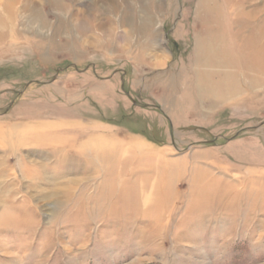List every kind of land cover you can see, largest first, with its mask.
I'll use <instances>...</instances> for the list:
<instances>
[{"label": "rangeland", "instance_id": "rangeland-1", "mask_svg": "<svg viewBox=\"0 0 264 264\" xmlns=\"http://www.w3.org/2000/svg\"><path fill=\"white\" fill-rule=\"evenodd\" d=\"M1 15L0 264H264V0Z\"/></svg>", "mask_w": 264, "mask_h": 264}, {"label": "bare ground", "instance_id": "bare-ground-1", "mask_svg": "<svg viewBox=\"0 0 264 264\" xmlns=\"http://www.w3.org/2000/svg\"><path fill=\"white\" fill-rule=\"evenodd\" d=\"M8 22H9V21H8V16H7V17H6L5 15H3V16L1 15V16H0V25H1V26H3V25L6 26V25H8ZM9 35H11V32H9ZM204 50L206 51V49H204ZM213 52H214V51H213ZM212 54H213V53H212ZM249 55H250V54H249ZM202 56H203L205 59H207L206 62H205V65H207V64L209 63V62H208V58H210L209 55H208V53H207V51H206V53H205L204 55H202ZM213 56H214V55H213ZM214 57H215V56H214ZM254 57L256 58V60H258V56H257L256 54H254L253 56H251V58H253V59H254ZM211 58H212V57H211ZM202 59H203V58H202ZM212 59H213V58H212ZM213 60H214V59H213ZM209 61L211 62V60H209ZM251 64H252V65H251L252 67H255V68H256V66H257L256 69L259 70V72L263 71V69L261 68V66H259L258 64H254V63H251ZM260 65H261V63H260ZM162 66H163V65H162ZM249 67H250V66H249ZM259 68H260V69H259ZM250 83H251V82H250ZM252 83H253V81H252ZM202 84H203V83H202ZM204 85L206 86V89H208V88H207V85H208V84L206 83V81H204ZM202 87H203V86H202ZM226 87H227V88H230L229 85H228L227 83H226V84H225V83H222L221 89H225V90H226ZM249 87H250V86H249ZM94 150H95V149H94ZM132 150H133V149H132ZM136 150H137V149H136ZM107 151L109 152V150H107ZM110 153H111V152H110ZM107 154H108V153H107ZM113 154H114V153H113ZM149 154H150V153H148V155H149ZM95 155H96V153H95ZM114 155H115V154H114ZM103 156H104V155H103ZM103 156H102V159H106V160H105L106 166L112 164V165H111L112 167L116 165V167L119 166V167L122 168V169H124L125 167L127 168V165L132 166V165H130V161H129L128 163H126L124 160H121L119 157L116 158V160H113L114 157H112L113 159H112V162H111V161L109 160V158H110L109 156H108L109 158L106 156V157L108 158V160H107V158H105V157H103ZM117 156H118V155H117ZM143 157H144V156H143ZM97 158H98V156H97ZM103 161H104V160L101 161V166L105 165V164H103ZM132 162H133V161H132ZM132 162H131V163H132ZM109 163H110V164H109ZM138 164H139V163H138ZM98 165H99V164H98ZM136 165H137V164H135L134 167H136ZM130 168H131V167H130ZM114 178H117V177L114 176ZM147 180L149 181V180H151V178H148ZM153 181H154V180H153ZM144 183H145V181L140 179L139 184H137L136 186H138V185H139V186H142ZM134 184H135V183H134ZM146 185H147V184H146ZM118 186H120V184H119ZM141 188H143V187H141ZM159 196H160V195H159Z\"/></svg>", "mask_w": 264, "mask_h": 264}]
</instances>
